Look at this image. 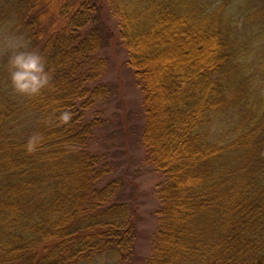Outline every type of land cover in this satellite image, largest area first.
I'll return each mask as SVG.
<instances>
[{"label":"trees","instance_id":"obj_1","mask_svg":"<svg viewBox=\"0 0 264 264\" xmlns=\"http://www.w3.org/2000/svg\"><path fill=\"white\" fill-rule=\"evenodd\" d=\"M101 0H0L48 84L18 91L0 50V264H135L136 223L91 155L109 101ZM142 96L145 165L162 179L145 264H264V0H104Z\"/></svg>","mask_w":264,"mask_h":264},{"label":"rangeland","instance_id":"obj_2","mask_svg":"<svg viewBox=\"0 0 264 264\" xmlns=\"http://www.w3.org/2000/svg\"><path fill=\"white\" fill-rule=\"evenodd\" d=\"M107 1L101 0L100 21L111 33L99 57H106L102 81L112 86L114 95L104 103L88 109L84 121L101 118L104 127L93 131L88 149L91 155L109 163L114 170L109 178L123 181L121 195L135 214V264H145L155 250V234L159 228L156 211L159 208L161 176L144 163V150L139 137L145 122L141 107L142 96L133 73L125 65L127 54L118 39L119 19L109 11Z\"/></svg>","mask_w":264,"mask_h":264},{"label":"clouds","instance_id":"obj_3","mask_svg":"<svg viewBox=\"0 0 264 264\" xmlns=\"http://www.w3.org/2000/svg\"><path fill=\"white\" fill-rule=\"evenodd\" d=\"M26 46L23 38L15 35L0 40V50L13 53L9 58V66L14 87L20 92L36 93L48 84L49 76L41 56L19 51Z\"/></svg>","mask_w":264,"mask_h":264}]
</instances>
